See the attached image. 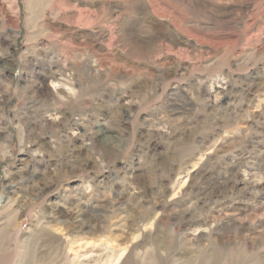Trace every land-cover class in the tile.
Listing matches in <instances>:
<instances>
[{
	"label": "rangeland",
	"instance_id": "obj_1",
	"mask_svg": "<svg viewBox=\"0 0 264 264\" xmlns=\"http://www.w3.org/2000/svg\"><path fill=\"white\" fill-rule=\"evenodd\" d=\"M0 264H264V0H0Z\"/></svg>",
	"mask_w": 264,
	"mask_h": 264
},
{
	"label": "bare ground",
	"instance_id": "obj_2",
	"mask_svg": "<svg viewBox=\"0 0 264 264\" xmlns=\"http://www.w3.org/2000/svg\"><path fill=\"white\" fill-rule=\"evenodd\" d=\"M14 226V225H13Z\"/></svg>",
	"mask_w": 264,
	"mask_h": 264
}]
</instances>
